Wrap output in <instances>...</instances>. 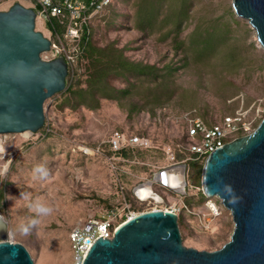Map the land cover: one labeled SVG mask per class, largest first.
<instances>
[{"label": "rangeland", "instance_id": "obj_1", "mask_svg": "<svg viewBox=\"0 0 264 264\" xmlns=\"http://www.w3.org/2000/svg\"><path fill=\"white\" fill-rule=\"evenodd\" d=\"M142 1L146 6H156V0H114L112 6L116 13L132 16L140 14L136 6ZM172 1L180 4V0ZM15 2H3L0 10H8ZM18 2L32 7L25 0ZM233 3L193 0L181 38L197 32L205 39L217 41L224 35L225 40L208 54L205 64L189 61L178 71V91L154 115L147 108L131 112L127 100L104 99L96 108L69 105L67 94L62 92L45 103L46 124L39 133L0 137V169L4 170L0 176V211L10 223L9 240L23 244L35 264H73L71 231L89 216L103 217L112 210L119 220L125 216L127 220L148 210L176 206L184 246L214 251L230 240L234 230L230 212L221 206L220 215L214 216L206 207L207 197L202 192L204 162L196 163L202 166L199 186L193 184L192 172H187L186 195L158 183L153 184V191L159 200L139 198L135 191L162 169L191 157L185 149L193 142L187 135L186 114L192 112L207 125H214L238 110H248V118L255 119L252 131L263 119L264 50L249 22L235 14ZM110 8L102 14L103 20L96 16L90 24L95 44L115 42L116 47H125V56L135 62L162 66L174 59L168 45L171 38L160 41L164 33L159 32L157 24L148 34L136 29L132 18L117 27L110 23L114 17ZM170 25L163 23V30H171ZM36 27L56 40L44 17L40 16ZM63 43L70 49L78 46L64 38ZM113 83L123 86L121 80ZM153 105L150 102L148 107ZM115 131L148 138L152 147L130 149L126 155L115 153L108 144ZM168 149L176 161L170 160ZM189 162L196 161L184 163ZM38 164L49 169L47 180L32 178V169ZM22 193L29 199H22ZM37 199L52 206L54 212L42 218L30 234L23 235L18 226L33 217L28 204Z\"/></svg>", "mask_w": 264, "mask_h": 264}, {"label": "water", "instance_id": "obj_2", "mask_svg": "<svg viewBox=\"0 0 264 264\" xmlns=\"http://www.w3.org/2000/svg\"><path fill=\"white\" fill-rule=\"evenodd\" d=\"M235 14L247 20L264 50V0H234ZM38 11L15 2L0 10V135L39 133L45 103L67 89L69 66L63 56L47 60L52 42L37 30ZM176 173L181 187L168 181ZM187 164H173L139 185L158 183L186 195ZM202 192L232 216L230 240L214 251L186 247L179 215L165 210L139 213L99 238L83 264H264V117L252 133L213 150L202 172ZM155 194L154 191L152 192ZM156 195V194H155ZM10 223L0 211V264H35L21 243L9 240Z\"/></svg>", "mask_w": 264, "mask_h": 264}, {"label": "trees", "instance_id": "obj_3", "mask_svg": "<svg viewBox=\"0 0 264 264\" xmlns=\"http://www.w3.org/2000/svg\"><path fill=\"white\" fill-rule=\"evenodd\" d=\"M83 1L89 3V0ZM174 2L172 0H156V6H146V1H142L136 6L140 14L131 16L125 13H116L112 6L114 0H112V3L100 12L99 17L111 7L114 17L110 23L117 27H123V21L132 18L136 29L148 34L149 29L157 24L159 32L163 31L164 33L160 41L166 42L168 38H171L168 45L173 51L174 59L165 62L162 66L157 63L147 64L142 61H131L125 56L126 48L116 47L115 42L107 43L104 46L95 44L92 27L89 25L85 27L78 46V64L73 67L74 74L72 71L70 72L67 89L64 91V94H67L69 98L68 104L96 108L104 99L127 100L131 112H139L147 108L154 115L158 108L164 106L165 102L174 97L179 89L176 84L178 71L187 67L189 61L205 64L206 58L209 57L208 54L214 52L218 45L225 40L224 35L222 38L220 35L218 36L220 41H212L205 39L204 35L202 36L200 33L196 34L197 32H191L187 39H182L181 34L190 18L193 0H180V4ZM36 11L39 9L36 8ZM101 20H103V16ZM165 22L173 25H170L172 26L171 30H163ZM46 26L53 36L58 34L64 37L66 26L60 24L58 19L49 18L46 20ZM194 30L196 31L197 28ZM179 53L181 54L180 58H178ZM165 57L163 56V58ZM114 80H121L123 86L114 85ZM83 83L86 84L85 87L81 86ZM150 102L155 105L149 108ZM130 149L125 148L116 153L126 155ZM197 162L200 161L187 164L188 172H192V182L195 186L200 185V171H202V166L196 164ZM188 203L191 204L189 201ZM180 224L181 217H179Z\"/></svg>", "mask_w": 264, "mask_h": 264}, {"label": "built area", "instance_id": "obj_4", "mask_svg": "<svg viewBox=\"0 0 264 264\" xmlns=\"http://www.w3.org/2000/svg\"><path fill=\"white\" fill-rule=\"evenodd\" d=\"M5 1L12 0H0V5ZM13 1L18 2L20 0ZM25 1L30 3L32 8L39 9V16L44 17L46 20L49 18H56L59 20L60 24L66 26L64 37L55 34L56 40L50 38L52 42L51 51L45 53L43 57L47 60L54 59L58 56L65 57L69 66V74L71 71L73 72V67L78 64L79 59L77 53L79 48L77 47L81 42L85 27L89 26L92 20L98 16L106 6L112 3V0H89L88 4L83 0ZM63 38L65 41L73 44L75 43V45L78 46L72 49L67 48L63 43ZM72 74H74V72ZM159 113L158 116L160 117L163 112L161 111ZM184 119L188 124V138L193 141L189 147L185 148L191 156L187 161L195 160L200 162H205L206 158L213 150L224 146L236 138L252 133V125L255 121V119L250 120V118H248V110L247 112L238 110L234 115L227 116L223 118L221 123L214 125H207L203 120L195 117L192 112L186 114ZM2 136L3 135H0V137ZM108 144L115 153L125 148L148 149L152 147L148 138L138 135L126 136L120 131H115L111 135ZM167 155L171 161H176V157L171 149L167 150ZM184 162L175 164H187ZM218 201L219 200L216 198H207L206 200V207L214 216L220 215V209L221 206H223V204L221 202L218 203ZM152 210H165L178 214L176 206L170 207L169 209ZM133 216H128L127 220ZM125 218L123 217L119 220L115 210H112L103 217L89 216L87 219L77 224L70 233L73 264H83L88 251L99 238L112 239L115 230L127 221Z\"/></svg>", "mask_w": 264, "mask_h": 264}, {"label": "clouds", "instance_id": "obj_5", "mask_svg": "<svg viewBox=\"0 0 264 264\" xmlns=\"http://www.w3.org/2000/svg\"><path fill=\"white\" fill-rule=\"evenodd\" d=\"M4 175V170L0 169V176ZM50 176L49 169L44 164H38L32 169V178L39 180H47ZM22 199H29V196L22 193ZM29 210L34 213L27 223H21L18 226V231L27 235L30 234L32 229L37 228L41 223V219L50 216L54 212V208L47 203L41 202L39 199L30 201L28 204Z\"/></svg>", "mask_w": 264, "mask_h": 264}, {"label": "bare ground", "instance_id": "obj_6", "mask_svg": "<svg viewBox=\"0 0 264 264\" xmlns=\"http://www.w3.org/2000/svg\"><path fill=\"white\" fill-rule=\"evenodd\" d=\"M257 37V36H256ZM259 43V42H258ZM259 45H260V47H261V44L259 43ZM262 48V47H261ZM26 134V133H25ZM168 181H169V183L171 184V185H173V186H175V187H181V184H182V181H180V178H179V176L176 174V173H174V172H171L170 174H169V177H168ZM153 191H151L150 190V188L149 187H146V186H144L140 191H139V195H140V197L141 198H149V197H154V198H156V199H158V195H153V193H152ZM159 200V199H158ZM135 215H137V214H135ZM134 215V216H135Z\"/></svg>", "mask_w": 264, "mask_h": 264}, {"label": "flooded vegetation", "instance_id": "obj_7", "mask_svg": "<svg viewBox=\"0 0 264 264\" xmlns=\"http://www.w3.org/2000/svg\"><path fill=\"white\" fill-rule=\"evenodd\" d=\"M187 181H188V175H187Z\"/></svg>", "mask_w": 264, "mask_h": 264}]
</instances>
